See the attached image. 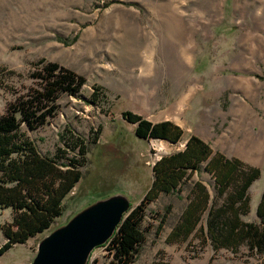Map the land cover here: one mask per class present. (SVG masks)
Here are the masks:
<instances>
[{
	"label": "rangeland",
	"instance_id": "1",
	"mask_svg": "<svg viewBox=\"0 0 264 264\" xmlns=\"http://www.w3.org/2000/svg\"><path fill=\"white\" fill-rule=\"evenodd\" d=\"M44 59L85 78L62 93L48 122L22 131L42 154L66 157L85 146L82 178L51 226L0 255V264H29L40 241L97 200L125 195L134 206L151 183V166L197 135L213 150L259 169L248 188L244 221L258 223L264 187V0H0V114L37 85ZM131 111L153 123L170 120L181 140L139 138ZM257 144V145H256ZM258 146V148H257ZM259 150V151H257ZM210 195L213 178L194 174ZM188 186L161 195L145 209L147 235L134 264H264V247L216 246L202 215L185 240L168 241L187 203ZM218 196V207L231 192ZM12 211L0 209V224ZM216 230V228H215ZM0 230V245L4 242ZM107 246L86 264H106Z\"/></svg>",
	"mask_w": 264,
	"mask_h": 264
},
{
	"label": "trees",
	"instance_id": "2",
	"mask_svg": "<svg viewBox=\"0 0 264 264\" xmlns=\"http://www.w3.org/2000/svg\"><path fill=\"white\" fill-rule=\"evenodd\" d=\"M32 77L37 85L17 96L0 114V209L12 211L11 221L0 224L5 239L0 255L51 226L63 213V201L82 178L81 168L86 164L85 146L79 145V153L72 157H66L61 149L53 155L42 154L22 131L23 125L35 130L47 123L58 110L59 96L76 94L85 78L44 59ZM122 115L136 124L134 132L139 138L177 143L183 135V129L170 120L153 123L131 111ZM202 171L213 178L217 195L212 197L203 181H193V175ZM259 174L258 168L226 157L191 134L181 150L162 155L152 164L149 188L138 204H130L131 209L105 243L110 254L106 264H134L147 235L143 224L147 205L161 195L178 193L185 186L189 187L187 203L168 241L185 240L196 230L203 234L200 221L206 213L209 235L216 246L238 247L245 241L251 248H263L264 187L256 206L260 221L241 218L249 210L248 188ZM230 187L231 192L216 207L218 196Z\"/></svg>",
	"mask_w": 264,
	"mask_h": 264
},
{
	"label": "water",
	"instance_id": "3",
	"mask_svg": "<svg viewBox=\"0 0 264 264\" xmlns=\"http://www.w3.org/2000/svg\"><path fill=\"white\" fill-rule=\"evenodd\" d=\"M130 204L123 194L97 200L44 237L29 264H86L92 251L112 236Z\"/></svg>",
	"mask_w": 264,
	"mask_h": 264
},
{
	"label": "bare ground",
	"instance_id": "4",
	"mask_svg": "<svg viewBox=\"0 0 264 264\" xmlns=\"http://www.w3.org/2000/svg\"><path fill=\"white\" fill-rule=\"evenodd\" d=\"M257 145V144H256ZM257 148H258V146H257ZM257 151H259V150H257Z\"/></svg>",
	"mask_w": 264,
	"mask_h": 264
},
{
	"label": "built area",
	"instance_id": "5",
	"mask_svg": "<svg viewBox=\"0 0 264 264\" xmlns=\"http://www.w3.org/2000/svg\"><path fill=\"white\" fill-rule=\"evenodd\" d=\"M103 246H106V244H105V245H103Z\"/></svg>",
	"mask_w": 264,
	"mask_h": 264
}]
</instances>
